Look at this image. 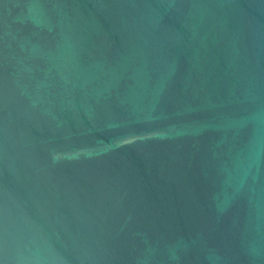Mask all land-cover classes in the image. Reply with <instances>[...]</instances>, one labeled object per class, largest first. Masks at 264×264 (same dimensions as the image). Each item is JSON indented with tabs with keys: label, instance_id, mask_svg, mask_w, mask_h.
<instances>
[{
	"label": "water",
	"instance_id": "obj_1",
	"mask_svg": "<svg viewBox=\"0 0 264 264\" xmlns=\"http://www.w3.org/2000/svg\"><path fill=\"white\" fill-rule=\"evenodd\" d=\"M0 264H264V0H0Z\"/></svg>",
	"mask_w": 264,
	"mask_h": 264
}]
</instances>
